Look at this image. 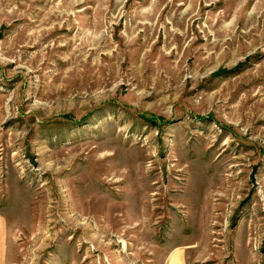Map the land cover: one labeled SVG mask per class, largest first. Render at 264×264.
I'll return each mask as SVG.
<instances>
[{
  "label": "rangeland",
  "instance_id": "374dc122",
  "mask_svg": "<svg viewBox=\"0 0 264 264\" xmlns=\"http://www.w3.org/2000/svg\"><path fill=\"white\" fill-rule=\"evenodd\" d=\"M0 264H264V0H0Z\"/></svg>",
  "mask_w": 264,
  "mask_h": 264
}]
</instances>
